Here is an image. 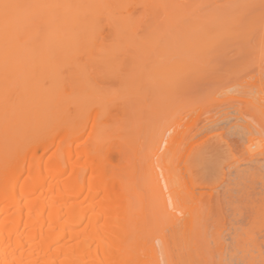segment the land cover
Instances as JSON below:
<instances>
[{"label": "bare ground", "instance_id": "6f19581e", "mask_svg": "<svg viewBox=\"0 0 264 264\" xmlns=\"http://www.w3.org/2000/svg\"><path fill=\"white\" fill-rule=\"evenodd\" d=\"M214 1L0 0V264H264V223L257 237L240 225L254 219L252 184L264 188V143L252 137L263 119L252 114L260 129L241 113L215 117L225 135V158L211 172L225 187L220 221L209 215L212 201L193 165L182 162V185L175 165L195 148L186 125L199 106L189 85L207 84L201 100H210L223 80L206 76L225 77L227 45L241 57L250 40L254 57L238 66L264 71V2L253 10L257 0ZM88 64L101 81L118 78V91L101 92L103 106L95 104L96 82L89 85L95 76L80 83ZM115 118L126 120L117 126ZM132 132L137 140L145 134L137 142L144 149ZM218 222L225 233L208 235Z\"/></svg>", "mask_w": 264, "mask_h": 264}, {"label": "rangeland", "instance_id": "374dc122", "mask_svg": "<svg viewBox=\"0 0 264 264\" xmlns=\"http://www.w3.org/2000/svg\"><path fill=\"white\" fill-rule=\"evenodd\" d=\"M207 1V0H206ZM215 1H218V0H215ZM214 1V2H215ZM220 1V0H219ZM223 1V0H222ZM224 1H226V0H224ZM258 1V0H257ZM257 1H256V4H255V6L256 7H254V9L253 10H255L256 8H257V6H258V4H260V2L262 3V2H264V0L262 1V0H259L258 2L259 3H257ZM212 3V2H211ZM216 3H219V2H216ZM223 3V2H222ZM207 4V3H206ZM215 4V3H214ZM221 4V2L218 4V5H220ZM207 5H209V4H207ZM210 7H213V6H211V5H209ZM208 6V7H209ZM206 7V6H205ZM205 7H204V10H202L201 12H209V11H211V10H209V8H206L205 9ZM259 7V6H258ZM219 8V7H218ZM201 9H203V7L201 8ZM200 9V10H201ZM248 11V10H247ZM254 12V11H253ZM253 12H251L250 14L251 15H248L249 16V18H252V14H254ZM245 15H247V13H244ZM251 16V17H250ZM247 18V17H246ZM249 18L247 19V20H249ZM251 20V19H250ZM104 32H106V29H104ZM103 32V34H105ZM256 35V34H255ZM257 36V35H256ZM253 37H255V36H253ZM256 38V37H255ZM254 38V39H255ZM251 39V38H250ZM253 39V38H252ZM252 45V46H254L255 47V40H250V41H248L247 42V44H246V47L248 48H246V47H240L241 48V50H251V52L254 50V48L253 47H249V45ZM227 46H229V48H227V47H225V49L227 48L228 49V51H227V55H228V53H230L229 52V50H231L232 52L230 53L231 55H229V56H231L230 58L231 59H233V60H230L229 59V61H233L234 62V64H233V62L231 63V62H229L228 63V61L227 62H225V69H226V66H228L227 67V69H226V71H227V75H225V77L224 76H220L221 78L223 77V79H219L218 78V76H216V75H218L217 74V72L215 71L214 73H216L214 76H213V74H209L208 73V77L206 76V83L208 82V79H211V80H209V81H219V80H223V83H221V85H218V87L219 86H221V87H223V88H221L220 89V92H221V90H222V93L220 94V92H219V89H217V91H218V93H214V96L212 97V98H210V100L207 98V100H203V101H207V102H205V103H202V100H201V96H204L205 95V89H207L206 87H208L207 86V84H206V86H204L202 83H204V82H202L201 84L200 83H197L199 86H201V85H203V88H204V90L205 91H203V89H201L199 86L197 87L196 86V84H192V85H189L190 87H189V89H190V91L189 92H191V94H189V95H193V97H194V100L197 102V106H199V107H201V108H197V106H196V108L197 109H195V117H194V115H193V119H192V117L191 118H189L190 120L192 119V122L190 123V125L188 124V125H186L187 127L188 126H192L191 128H189L190 129V133H192V139H191V143L195 140V143L194 144H192V147L194 146L195 148H194V150L193 151H191V153H190V155L188 154L189 153V150H187L188 152L186 153V151L184 150V148H183V150H181V152H183V151H185V154H184V156H185V158H184V156H182L181 158H180V160L178 161V163H177V161H176V163L177 164H175L176 165V167L178 166V168L180 167V165H181V167H182V169H183V166L185 165V163H183L184 165H182V162L184 161V162H188L189 164H191L190 165V167L193 165V169H191V173H194V174H192V176H194V178L196 177V179H197V181L199 182L200 181V183L201 182H203V183H205V185H206V187H207V194H204L205 195V200H209L210 202L212 201V208H211V212H209V215H210V213L212 214V216H213V218H215V219H218V221H220L221 219H220V210H219V208H218V205H217V198H219V197H221V195H222V193H223V191H224V189H225V187H224V183H223V181H222V178L220 177V174L218 175V177H220V178H218L217 176H214V175H217V174H213V173H211V172H214L216 169H217V167H216V169L214 170L213 168H215L214 167V165L216 166V165H218L220 162H222L223 160H224V158H225V156H224V150H223V144H224V142H223V139H224V136L225 135H223V129H222V127H218L219 125H218V123H220V120H217L215 117H218V115L219 114H221L220 116H223V115H226V113L229 115V116H234L235 114L236 115H238V114H242V115H244V117H246L247 118V120H250L251 122H252V124H254L255 126H257L256 128H262V127H259L258 126V124H256L255 122H254V119H253V117L254 116H256V117H260V119H263V120H261V122H263L262 123V125H263V127H264V71H262V72H253V71H255L256 69H254V67H252V69L251 70H253V71H247V69L246 68H243L242 66V69H246V70H240V65H242L244 62L246 63V62H249V59L250 58H253L254 56H253V54H254V51H253V53L251 54V52L250 51H248V54L246 53V54H241V57L243 56V58L242 59H244V58H246L247 59V61H246V59H244L243 60V63H240L239 64V66H238V63H239V59L241 58L239 55H236V51L238 50V49H236V47L235 46H233V44H230V45H227ZM233 46V47H232ZM231 47H232V49H231ZM239 48V49H240ZM236 49V50H235ZM243 51V52H244ZM240 52H242V51H240ZM233 53H235V55L233 56ZM249 56H250V58H249ZM228 57V56H227ZM233 57V58H232ZM239 57V58H238ZM228 60V59H227ZM235 60V61H234ZM84 61V60H83ZM82 61V62H83ZM242 61V60H241ZM250 61H251V59H250ZM88 63V62H87ZM237 63V64H236ZM85 64V63H84ZM230 64V65H229ZM233 64V65H232ZM91 64H88V65H86L85 66V69L87 70V68H88V70L90 69L91 71H89V73H87L88 72V70L86 71L85 69H84V71H83V73L82 74H84V72H85V74L84 75H82L81 74V76H82V78L80 79L81 81H80V83H82V80L84 81V82H86L88 79L90 80L93 76H95V80L94 79H91V81H90V84L89 85H92L93 83H98V84H101V85H99V86H95V84L94 85H92L93 87H91L92 89V91H94V92H96V100H97V97H99L98 99H99V101H96V103L95 104H97V106H100V104H101V106H103V105H105L106 103H107V101H106V97L108 96H102L101 95V92H104V90H106L107 91V93L106 92H104V95H106V94H111L112 92H114V91H118V89L117 88H119V81H118V78H117V76L116 75H113V74H111V73H109L110 75H109V78L111 77V80L109 79V80H105V78L107 77H105L104 79H102V80H104V81H101L98 77H100V76H98L97 74H100V72H98V69L97 68H95V66H94V68L95 69H97V71L93 68V65H91ZM247 65H248V63H247ZM250 65V64H249ZM88 66V67H87ZM232 66V67H231ZM252 66V65H251ZM233 67H235V69H234V71L233 72H231V70H233ZM237 67V68H236ZM231 68V69H230ZM239 68V69H238ZM250 68V67H249ZM228 69H229V71L230 72H228ZM99 70H100V68H99ZM221 70H223V71H225L224 70V66H223V68H221ZM96 72L95 74L97 75V77H96V75L93 73V72ZM100 71H104V70H100ZM106 71V70H105ZM65 73H67V72H65ZM102 73V72H101ZM104 73H106V72H104ZM210 73H212V72H210ZM219 73H220V71H219ZM224 73V72H223ZM89 74V75H88ZM92 74H93V76H92ZM103 74V73H102ZM102 74H100V75H102ZM221 74V73H220ZM225 74V73H224ZM66 74H64V76H65ZM91 75V76H90ZM108 75V74H107ZM223 75V74H222ZM103 76V75H102ZM105 76V75H104ZM113 76L115 77L116 76V78L114 79L113 78ZM88 77V78H87ZM96 78H97V80H96ZM114 79V80H113ZM88 80V81H89ZM99 80H100V82H99ZM205 80V79H204ZM87 81V82H88ZM83 82V83H84ZM115 83V84H114ZM210 83V82H209ZM208 83V85L209 86H211L212 84H213V82H211L210 84ZM217 83V82H216ZM85 84V83H84ZM98 84H96V85H98ZM102 84L104 85L105 84V86L106 85H108L107 86V88H105V86L103 87L102 86ZM214 84H215V82H214ZM213 84V86H215ZM218 84V83H217ZM88 85V86H89ZM85 87H87V85H84ZM113 86V87H112ZM115 86V87H114ZM217 86V85H216ZM215 86V87H216ZM11 87V86H10ZM71 87V86H70ZM69 86L67 87V85H65V91L66 90H68V89H71ZM95 87V88H94ZM98 87V88H97ZM117 87V88H116ZM202 87V86H201ZM217 87V88H218ZM13 88V87H12ZM68 88V89H67ZM188 88V87H187ZM213 89H216V88H214V87H212ZM211 88V89H212ZM90 89V88H89ZM95 89H97V90H95ZM181 89V88H180ZM210 89V90H211ZM9 90V89H8ZM14 90V89H13ZM73 90V89H72ZM86 90H87V88H86ZM85 89H84V92L86 91ZM179 90V89H178ZM181 90H183V89H181ZM187 90V89H186ZM208 90V89H207ZM209 90V91H210ZM12 91V90H11ZM197 91H200V93H201V95H199V93L197 92ZM215 91V90H214ZM69 93L70 92V90H68V91H66V93ZM216 92V91H215ZM7 93V92H6ZM65 93V94H66ZM68 93H67V95H68ZM106 93V94H105ZM208 93V92H207ZM12 94V93H11ZM72 94H73V91H72ZM71 94V95H72ZM181 94H183L182 92H181ZM181 94H179L180 96H182ZM210 94H212V91H211V93ZM67 95H65V96H67ZM100 95H101V99H100ZM186 95H188V94H186ZM185 95V96H186ZM188 95V96H189ZM208 95H209V93H208ZM207 95V96H208ZM8 96H10V95H8ZM12 96V95H11ZM14 96V95H13ZM199 96V97H198ZM210 96V95H209ZM68 97H71V96H68ZM191 97V96H190ZM204 97H206V96H204ZM108 98V97H107ZM252 98L254 99V101H256L258 98L260 99V101L262 102V103H260L259 105H261L262 106V108L260 109L258 106V108L260 109H258V108H256V107H254V106H252L250 103H249V101H248V99H251L252 100ZM148 99H150V98H148ZM186 99H188V98H186ZM147 100V99H146ZM154 100V99H153ZM190 100V99H189ZM192 100V99H191ZM193 100V101H194ZM209 100V101H208ZM115 101V100H114ZM119 101V100H118ZM149 101H151V99L150 100H148V103H149ZM253 101V100H252ZM259 101V100H258ZM116 103H117V101H115ZM114 102V104L115 105H118V103L116 104ZM156 102V101H155ZM157 102H159V101H157ZM147 103V102H146ZM194 103V102H193ZM259 103V102H258ZM119 104H120V102H119ZM152 104V103H151ZM159 104V103H158ZM192 104V103H191ZM190 104V106H193V105H191ZM90 105H93L94 106V104H90ZM167 105V104H166ZM174 107L177 105V103L174 105V104H172ZM160 106H161V104H160ZM159 106V107H160ZM167 106H169V105H167ZM167 106H165L164 108L166 109V107ZM171 106V105H170ZM119 107H120V105H119ZM149 107V106H148ZM157 107H158V105H157ZM158 107V108H159ZM163 107V106H162ZM178 107V106H177ZM177 107H176V109H177ZM93 108V107H92ZM151 108V107H150ZM164 108H161V110H163ZM195 108V107H194ZM111 109H112V112L113 111H115V116H119V111L121 110V109H117V107L115 106H111ZM168 110H169V107H168ZM167 110V111H168ZM173 110V109H172ZM203 110H204V112H203ZM165 111V110H164ZM163 111V113H166V112H164ZM174 111H177V110H174ZM227 111V112H226ZM158 112H160V111H158ZM162 112V111H161ZM160 112V113H161ZM201 112V113H200ZM226 112V113H225ZM158 114L159 115V118H162V114L163 113H161V114ZM173 113V112H172ZM196 113H197V115H196ZM223 113H225V114H223ZM113 114H114V112H113ZM171 114V113H170ZM199 114V115H198ZM202 114V115H201ZM252 114H254V116L252 115ZM156 115H157V113H156ZM166 115V114H165ZM174 115V114H173ZM209 115H211V117L209 116ZM213 115V116H212ZM161 116V117H160ZM198 116V117H197ZM219 116V117H220ZM156 117V116H155ZM197 117V118H196ZM206 117H210V118H212V119H210V118H205ZM173 118V117H172ZM171 117H169V119L168 120H171L172 119ZM215 118V119H214ZM116 119V118H115ZM157 119V118H156ZM184 119H186V118H184ZM184 119H183V121H184ZM196 119V120H195ZM117 120V121H116ZM115 120V122H116V124H117V122H118V125L117 126H120L119 124H122L123 122H125V120H122V119H120V118H118V119H116ZM158 120V119H157ZM160 120V119H159ZM187 120V119H186ZM190 120H189V122H190ZM196 121V123L194 122V121ZM213 120H215V121H217V122H215V121H213ZM90 119H89V121H88V125L90 124ZM183 121H182V123H183ZM210 121L212 122V123H210ZM219 121V122H218ZM189 122H186V123H189ZM214 122V123H213ZM210 123V124H209ZM215 123H217V124H215ZM207 125V126H206ZM208 125H210V126H208ZM217 125V126H216ZM221 125V124H220ZM116 126V125H115ZM185 126V125H184ZM185 126V127H186ZM212 126H214V128L212 127ZM222 126V125H221ZM182 127V126H181ZM204 127V128H203ZM205 127H207V128H205ZM208 127H211V128H208ZM217 127V128H216ZM182 128H184V127H182ZM221 128V129H220ZM204 130V133H203V131L202 130ZM205 129H206V131H205ZM207 129H210V131L209 130H207ZM214 129V130H213ZM89 129L88 128H86V130H85V133L83 134V136L81 137V139H79L78 141H77V143H83L84 142V140L86 139V136L88 135H85L86 133H87V131H88ZM213 130V131H212ZM222 130V131H221ZM196 131H198V133L201 131L202 133H199V135H198V133L196 132ZM212 131V132H211ZM194 132H196L195 134H197V136H195L194 138H193V136L195 135V134H193ZM205 132H208V133H205ZM134 132H132V133H129V135H132ZM144 134V133H143ZM142 134V135H143ZM201 134V135H200ZM257 134H259L258 136L259 137H262V139H259L258 138V142L256 141L257 140V138H256V136H257ZM136 135V134H135ZM138 135V134H137ZM137 135H136V137L134 136V134H133V136H129L132 140H131V142L133 141V143H135L134 145L135 146H137V147H135L134 145H133V143H132V145H133V147H135L136 149H138L139 147L140 148H143L144 149V146L146 145V143H145V145H144V143L141 145V143H142V141L144 142V141H146L145 139V134L141 137V139L139 140V142H141V143H137L138 142V140L136 139L137 138ZM128 136V135H127ZM257 136V137H258ZM129 137H127V138H129ZM139 137V136H138ZM252 137H254L255 139V141H256V145L257 144H263L264 143V128H262V130L261 131H259V132H255V133H253V136ZM88 139V138H87ZM197 139V140H196ZM130 140V139H129ZM142 140V141H141ZM144 145V146H143ZM264 145V144H263ZM133 147H131V149H133ZM257 147H258V145H257ZM133 149V150H136V149ZM146 148V147H145ZM252 148H254V147H252ZM259 148H261V147H259ZM181 149H182V146H181ZM193 149V148H192ZM179 151H180V149H179ZM178 151V152H179ZM181 152H179V153H181ZM240 153H241V156H242V158H247L246 159V161H245V159H242L241 158V156L239 155V159L241 158L242 159V161L240 160V162H242V166H244L245 164H247V160H249V157H247L248 155H246L247 154V152L245 153L244 152V150L243 149H241V151H240ZM239 153V154H240ZM243 153H245V155L243 154ZM182 154V153H181ZM189 155V156H187V158L189 157V159L191 160H186L187 158H186V155ZM177 156V155H176ZM175 158V157H174ZM257 158H259V157H257ZM176 159V158H175ZM245 163V164H244ZM250 164H253L252 162H249ZM241 164V163H240ZM249 164V165H250ZM248 165V164H247ZM180 167V168H181ZM180 168L179 169H177V174L178 175H180L181 174V172L183 173L182 175H183V177H181V178H184V180H182V181H180V179H178L179 180V182L181 183V185L184 183H186V180H187V174H186V172H185V169H181L180 170ZM192 168V167H191ZM180 170V171H179ZM193 170V171H192ZM212 170H214V171H212ZM217 173V172H216ZM181 175V176H182ZM213 175V176H212ZM179 178H180V176H178ZM217 177V178H216ZM253 186H254V188H255V190H254V193L250 196V199H251V201L253 202V206L255 205V207L253 208V214H254V219H251L252 220V222H250V221H248L247 219L245 220H240V225L243 227V230H245V231H247V232H245V233H247L248 235L246 236L245 235V233L241 236L242 238H244V235L246 236V237H251V236H253V237H257V232H255V231H257L258 230V226H259V224H261V223H264V188L262 189V187H261V184H260V182L258 181V179L252 184ZM209 188H211V189H209ZM204 190H206V188H204ZM210 190V191H209ZM211 192V193H210ZM206 193V192H205ZM204 206H206L205 204H204ZM207 208H205V209H207L208 210V206H206ZM206 210V211H207ZM210 210V209H209ZM208 210V211H209ZM248 210V209H247ZM205 211V212H206ZM249 211V210H248ZM250 212V211H249ZM243 215H244V213H243ZM207 217H208V215H207ZM242 217V216H241ZM244 217V216H243ZM209 218H210V216H209ZM209 218H207V219H209ZM213 218H211V219H213ZM245 218V217H244ZM247 218V217H246ZM215 221V220H214ZM214 221H211V224H212V222H214ZM206 223L208 224L209 223V221H206ZM216 223V222H215ZM214 223V224H215ZM218 224H220V226L218 225V227H215V230H213L212 231V229H211V232H209V229H210V226L209 225H207L209 228H207V231H208V235H210V233H211V235L214 233H217V234H215L216 236H217V238L219 237H221L222 236V234L223 233H225V232H223V230H222V232H221V229H220V232H221V234H220V232H218L217 230H219V227H221V223H219L218 222ZM212 227H214V225H211V228ZM241 227V228H242ZM216 228H218L217 230H216ZM214 229V228H213ZM165 231H167V230H165ZM165 231H163V232H165ZM241 231V230H240ZM244 232V231H243ZM242 232V233H243ZM167 233V232H166ZM219 234H220V236H219ZM207 235V238H209V236ZM215 235H213V237H215L216 238V236ZM245 237V238H246ZM252 237V238H253ZM241 238V239H242ZM249 239H251V238H248V240ZM209 241V240H208ZM242 242H245L246 240H241ZM211 245H212V243H211ZM214 245V247H215V244H213ZM212 245V246H213ZM214 247H212V248H214ZM215 249V248H214ZM217 249V248H216ZM213 252V251H212ZM214 252L216 253V251L214 250ZM213 252V253H214ZM212 253V254H213ZM214 253V254H215ZM242 254V252H239V254ZM217 254H218V250H217ZM215 256V255H214ZM239 256V255H238ZM215 259H218V257H215ZM216 261V260H215ZM213 264H217L216 262L215 263H213Z\"/></svg>", "mask_w": 264, "mask_h": 264}]
</instances>
